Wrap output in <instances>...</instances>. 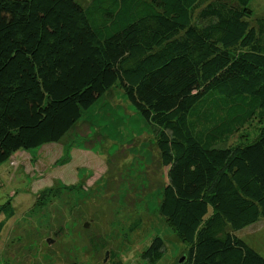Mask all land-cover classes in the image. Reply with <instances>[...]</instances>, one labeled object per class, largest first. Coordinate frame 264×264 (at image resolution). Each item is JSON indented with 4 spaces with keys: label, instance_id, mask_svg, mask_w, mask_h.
I'll use <instances>...</instances> for the list:
<instances>
[{
    "label": "trees",
    "instance_id": "obj_1",
    "mask_svg": "<svg viewBox=\"0 0 264 264\" xmlns=\"http://www.w3.org/2000/svg\"><path fill=\"white\" fill-rule=\"evenodd\" d=\"M251 4L0 0V166L60 143L119 88L155 130L159 213L188 246L182 264H264L236 235L264 219V132L228 147L264 121V18L251 23ZM2 213L0 238L15 209ZM164 251L156 236L143 259Z\"/></svg>",
    "mask_w": 264,
    "mask_h": 264
},
{
    "label": "rangeland",
    "instance_id": "obj_2",
    "mask_svg": "<svg viewBox=\"0 0 264 264\" xmlns=\"http://www.w3.org/2000/svg\"><path fill=\"white\" fill-rule=\"evenodd\" d=\"M251 8L257 26L264 0ZM262 132L255 118L228 147ZM167 181L154 128L114 88L60 143L0 166V208L15 209L1 234L0 264H148L143 253L156 236L165 251L155 264H177L188 246L159 213ZM236 235L264 257V219Z\"/></svg>",
    "mask_w": 264,
    "mask_h": 264
},
{
    "label": "water",
    "instance_id": "obj_3",
    "mask_svg": "<svg viewBox=\"0 0 264 264\" xmlns=\"http://www.w3.org/2000/svg\"><path fill=\"white\" fill-rule=\"evenodd\" d=\"M184 262H185V258L182 257V258L179 260V263L182 264V263H184Z\"/></svg>",
    "mask_w": 264,
    "mask_h": 264
},
{
    "label": "crops",
    "instance_id": "obj_4",
    "mask_svg": "<svg viewBox=\"0 0 264 264\" xmlns=\"http://www.w3.org/2000/svg\"><path fill=\"white\" fill-rule=\"evenodd\" d=\"M22 153V152H21ZM21 153H19V154H21Z\"/></svg>",
    "mask_w": 264,
    "mask_h": 264
}]
</instances>
